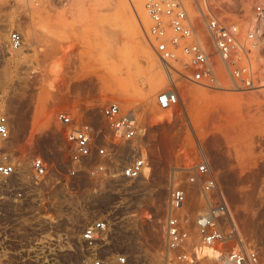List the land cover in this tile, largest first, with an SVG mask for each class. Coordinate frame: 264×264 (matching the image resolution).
<instances>
[{"label": "rangeland", "instance_id": "374dc122", "mask_svg": "<svg viewBox=\"0 0 264 264\" xmlns=\"http://www.w3.org/2000/svg\"><path fill=\"white\" fill-rule=\"evenodd\" d=\"M37 1L0 0V113L10 121L13 158L27 167L33 157L43 156L59 181L48 189L46 200L25 205L14 217L18 223L6 237H16L19 243L1 247L26 252L32 245L28 239L38 237L40 228L47 229L43 220L54 222V230L74 235L105 217L116 227L115 243L127 251L129 264H166L161 228L171 175L205 158L243 238L264 260V81L255 89L234 90L215 54L211 61L217 84H197L173 73L167 77L145 37L146 13L136 12L140 24L134 37L128 30L130 5H143V0ZM184 3L195 18L192 1ZM255 4L264 6V0L200 2L205 13L238 25L243 43L247 27L254 23ZM197 27L205 36L202 25ZM11 31L23 37L18 50L8 44ZM243 45L261 77L264 40L255 49ZM177 58L174 67L189 75L183 67L186 59L180 53ZM171 88L178 92L177 103L159 109L156 96ZM108 103L134 113L137 143L146 154L149 174L134 183L117 182V168L125 162V154L119 153L103 162L104 172L66 177L69 147L55 114L65 111L78 120L91 119L109 135L101 117ZM22 258L24 264L53 261H27L24 254ZM21 259L9 256L1 263L20 264Z\"/></svg>", "mask_w": 264, "mask_h": 264}, {"label": "built area", "instance_id": "2783aa9c", "mask_svg": "<svg viewBox=\"0 0 264 264\" xmlns=\"http://www.w3.org/2000/svg\"><path fill=\"white\" fill-rule=\"evenodd\" d=\"M31 1L38 4L37 0ZM191 1L198 14L195 18L190 15L184 0H143L148 18V28L144 31L147 43L169 77L173 73L185 81L199 84V80H205L217 84L211 61L215 54L234 90L255 89L264 81V59L260 65L261 77H257L243 44L255 49L264 40V6H253L254 23L247 27L243 43L238 25L205 13L200 2L207 0ZM198 23L205 36L200 34ZM8 44L14 50L20 49L22 35L11 31ZM178 53L186 59L183 67L189 75L181 73L172 64L178 62ZM177 100L175 88L156 96V104L161 110L171 109ZM101 117L109 135L91 119L78 120L65 111L55 114L63 140L69 147L66 177L104 172L103 162H110L117 154L124 153L125 162L117 168V182H136L144 176L148 162L137 143L134 113L123 112L117 103H108L102 107ZM12 152L10 121L6 114L0 113V264L9 256L21 259V254L27 261L49 257L53 260L51 264H129L127 251L115 243L116 227L105 217L84 226L74 235L54 230V222L43 220L47 229L44 232L40 228L38 237L28 239L32 245L26 252L2 248L6 242L19 243L16 237H6L18 223L14 217L19 211L32 202L46 200L48 189L57 186L59 181L43 156L33 157L29 166L24 167L13 158ZM177 171L178 175L172 174L169 182L166 216L161 228L163 261L166 264H264L258 250L243 238L227 195L208 161L201 158ZM203 247L210 249L212 255L202 254ZM20 264H24L23 258Z\"/></svg>", "mask_w": 264, "mask_h": 264}, {"label": "bare ground", "instance_id": "6f19581e", "mask_svg": "<svg viewBox=\"0 0 264 264\" xmlns=\"http://www.w3.org/2000/svg\"><path fill=\"white\" fill-rule=\"evenodd\" d=\"M132 1V0H131ZM137 1V0H136ZM140 2H141V0H139ZM138 1V2H139ZM111 3V2H110ZM135 3V2H134ZM131 4V2H130V6H131V9L133 10V14H131L130 15V23H129V26H128V30L130 31V34L132 35V37H134L135 35H136V33H137V23L139 22L138 21V15H136L137 13L138 14H141V16H144L145 15V11H144V6L141 4V3H135V4ZM113 5V4H112ZM128 5H126V8H130V6H128ZM110 7V6H109ZM111 8H114L113 6H111ZM110 8V9H111ZM131 10V11H132ZM137 12V13H136ZM119 17V16H118ZM120 17H122V16H120ZM120 17L118 18V19H120ZM116 18V17H115ZM122 19V18H121ZM117 20V19H116ZM119 21V20H118ZM121 21V20H120ZM111 22V21H110ZM112 23H115V21L114 22H112ZM110 24V23H109ZM119 24H120V22H119ZM139 24H140V22H139ZM117 25V24H116ZM120 25H123V24H120ZM113 26H114V24H113ZM108 27V26H107ZM121 27V26H120ZM126 27V26H125ZM121 31V30H120ZM118 51L120 52V46L118 45ZM167 72V71H166ZM165 72V73H166ZM167 74V73H166ZM167 77H168V74H167ZM162 83H163V80H162ZM25 167V166H24ZM148 172H150V168L147 166L145 169H144V174L146 175V174H149ZM143 174V175H144ZM67 184V183H66ZM70 188V187H69ZM56 189V188H55ZM59 190V189H58ZM58 194V193H57ZM60 194V193H59ZM50 195H51V193H50ZM55 200V199H54ZM62 210V209H61ZM202 254H207V255H209V256H211L212 255V252H211V250L210 249H208V248H206V247H203L202 248Z\"/></svg>", "mask_w": 264, "mask_h": 264}]
</instances>
